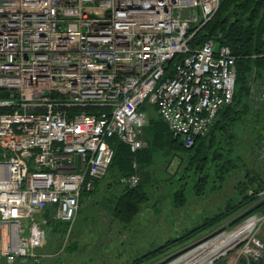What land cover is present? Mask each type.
<instances>
[{"label":"built area","instance_id":"built-area-1","mask_svg":"<svg viewBox=\"0 0 264 264\" xmlns=\"http://www.w3.org/2000/svg\"><path fill=\"white\" fill-rule=\"evenodd\" d=\"M220 1L0 0V257L7 263L40 259L39 215L47 208L71 230L82 193L112 162L111 139L132 152L144 147L147 105L191 147L233 102L231 47L216 37L190 46ZM256 196L264 198V188ZM250 219L254 229L264 212ZM250 247L264 260L258 236Z\"/></svg>","mask_w":264,"mask_h":264},{"label":"rangeland","instance_id":"rangeland-1","mask_svg":"<svg viewBox=\"0 0 264 264\" xmlns=\"http://www.w3.org/2000/svg\"><path fill=\"white\" fill-rule=\"evenodd\" d=\"M262 95L264 78L262 74L253 73L246 99L250 111L238 124L231 123L228 117L223 119L221 113L218 119L223 128L211 126L203 135L201 156L207 150L211 152L214 145L220 147L218 144L225 147L223 154L228 155L226 148H229L234 155H239L240 159L230 164L224 177L218 178L215 176L219 170L216 171L214 161L206 160L202 174L198 173L190 162V155L195 152L174 145L155 105H147L149 115L142 134L144 151L133 159L136 170L133 174L138 175V180L130 182L133 174L126 176L121 169L110 165L95 189L81 199L70 231L68 227L63 230L65 226L57 221L55 209L41 213L44 239L39 248L40 259L9 264H167L191 249L199 250L217 236L245 226L252 220H248L251 215L262 211L244 215L249 208H229L228 202L236 195L237 182L244 178L246 169L258 171L264 178ZM214 135H218L215 144L206 147ZM227 137L232 138L228 141ZM222 158L219 156L218 160ZM206 174V182L202 184L200 179ZM139 183H143L147 196L136 202L133 216L124 221L113 212L116 200ZM223 213L222 219H217ZM253 235L264 244V221L229 248H223L214 264H254L256 259L246 251L247 247L251 248ZM172 256L175 257L170 259ZM3 260L0 257V264H4ZM260 264H264V260Z\"/></svg>","mask_w":264,"mask_h":264},{"label":"trees","instance_id":"trees-1","mask_svg":"<svg viewBox=\"0 0 264 264\" xmlns=\"http://www.w3.org/2000/svg\"><path fill=\"white\" fill-rule=\"evenodd\" d=\"M211 37H216L219 42L225 43L231 47L232 52L236 57L237 65V81L233 102L221 108L216 119H218L219 115L222 113V116H224L223 119L228 117L231 120V123L238 124L246 113L250 111L246 99L250 93V80L252 74L259 73L262 74V78H264V0H221L216 13L196 33L190 42V46L192 48L198 47L203 41ZM215 122H213L214 125L212 126H217V129L219 130L220 128H223L221 120L218 119V121ZM164 125L171 138V142L174 145L178 148H183L185 151L195 152L190 155V162L195 165L198 173L202 172L201 168L204 166L203 163L206 160H210L216 162V171L219 170V174L215 177H224L230 168V164L234 165V162L240 159L239 155H234L229 148H226V153L229 154H223V152L225 153V147L220 144H218L220 147L215 148L214 140L220 134L212 136L210 145L206 146L211 147V145H214V149H212L211 152H208L207 150V153L209 154L203 153V156H201V151L203 152L201 142L203 141L204 136H198L193 146L186 147L183 145V142L179 137H176L171 133L165 123ZM231 138L232 137H227V140L230 141ZM111 144L115 148V153L110 165L117 169H121L120 171H123L126 176L135 173L136 170L133 166V159L144 151V149L141 148L136 152H132L128 144L117 138H112ZM227 149L229 151H227ZM218 152L220 154L219 156L223 157L220 160H218ZM207 175L208 174L200 179V181H203L202 184L206 182ZM98 180L99 178L96 179L95 187ZM237 183L238 190L235 193L236 195L229 199L228 203L230 204L228 207L237 208L245 206L249 208V210L243 213L244 215L258 210L264 212V198L259 199L256 196V193L264 188V178L260 173L256 170L246 169L244 178L240 179ZM142 185L143 183H139L134 187H130L126 190V193L124 194L125 197L122 196L116 200L113 212L116 216H119L120 219L124 221L130 219L137 209L136 202L146 198L147 192L145 188L143 189ZM251 189L253 190V193H249ZM93 190L84 191L81 195V199L84 195L91 193ZM49 209H55V207L47 208L44 212ZM223 216L224 213L220 214L217 219H222ZM239 217L241 218V216H238L237 218ZM57 221L65 226L63 230L68 227L67 223L58 219ZM174 257L172 256L170 259ZM3 261L4 264H9L6 260ZM17 261L22 260L17 259L15 262ZM261 262L262 260L254 261L253 263L260 264Z\"/></svg>","mask_w":264,"mask_h":264},{"label":"bare ground","instance_id":"bare-ground-1","mask_svg":"<svg viewBox=\"0 0 264 264\" xmlns=\"http://www.w3.org/2000/svg\"><path fill=\"white\" fill-rule=\"evenodd\" d=\"M252 227L253 220H250L242 228L222 236H217L211 239L210 242L207 241L208 243L202 246L199 250H196L197 247L191 249L189 252H186L168 264H212L213 258H217L223 253V248H229L236 240L250 231ZM202 244L198 245V247Z\"/></svg>","mask_w":264,"mask_h":264},{"label":"water","instance_id":"water-1","mask_svg":"<svg viewBox=\"0 0 264 264\" xmlns=\"http://www.w3.org/2000/svg\"><path fill=\"white\" fill-rule=\"evenodd\" d=\"M183 254H184V253H183ZM183 254H182V255H183ZM180 256H181V255H180ZM177 258H178V257H177ZM215 259H216V258H213V261H214ZM172 261H173V260H172ZM170 262H171V261H170ZM168 263H169V262H168ZM168 263H167V264H168Z\"/></svg>","mask_w":264,"mask_h":264}]
</instances>
